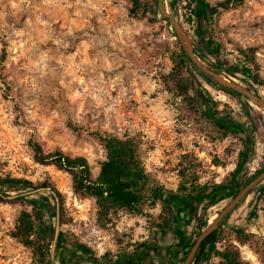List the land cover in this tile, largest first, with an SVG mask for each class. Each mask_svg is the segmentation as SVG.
<instances>
[{"label":"rangeland","instance_id":"374dc122","mask_svg":"<svg viewBox=\"0 0 264 264\" xmlns=\"http://www.w3.org/2000/svg\"><path fill=\"white\" fill-rule=\"evenodd\" d=\"M162 1L206 65L264 98L263 86L241 71L228 72L244 65L236 46L253 48L256 72L264 79V0H245L227 10L214 7L220 0H205L213 5L208 23L198 0ZM129 5L128 0H0V174L35 184L48 181L62 195L56 215L42 208L34 216L38 224L54 229L46 239L53 264H62L61 256L70 260L67 264H104L79 259L76 252H57L60 232L69 243L82 242L95 256L106 254L105 259L120 264L121 254H134L126 264H165L171 244L172 258L181 264L183 250L195 238L197 219L210 223L264 168V108L195 73L189 88L194 101L184 99L170 76V52L175 43L180 45L172 27L159 14L154 19L129 16ZM92 132L134 136L147 172L172 190L181 181L178 171L185 159H191L200 182L220 181L246 150L240 186L205 204L177 199L176 239L156 231L146 216L126 211L102 227L94 198L75 193L68 172L35 162L31 148L36 142L44 152L59 149L84 156L95 176L104 152ZM262 182L224 223L228 230L243 227L252 233L248 243L233 240L249 264H264ZM35 191L30 197L47 196ZM11 199H0V264H34L32 250L11 235L21 209L30 206ZM144 243L156 248L137 255Z\"/></svg>","mask_w":264,"mask_h":264},{"label":"trees","instance_id":"16d2710c","mask_svg":"<svg viewBox=\"0 0 264 264\" xmlns=\"http://www.w3.org/2000/svg\"><path fill=\"white\" fill-rule=\"evenodd\" d=\"M198 1L203 10V18L208 23L210 21L209 8L213 5H210L205 0ZM244 1L220 0L216 2L214 7L227 10L242 5ZM128 2L130 3L128 14L131 17L154 19L158 15L157 0H128ZM170 4H173V0H170ZM162 19L165 20V18ZM214 43L220 46L218 42ZM176 44V50L170 52V59L173 63L170 76L175 82L179 94L188 102L194 101V98L189 95L191 77L194 76V73L211 85L215 82L211 78L206 77L190 60L182 47ZM193 46L195 54L203 60L202 53H200L194 44ZM234 49L244 65L242 68H229L228 72L241 71L256 84L264 87V79L260 78L258 72H256L258 63L255 59L253 48L236 46ZM217 72L221 73L218 70ZM219 89L225 92L237 93L220 85ZM197 95L204 102L199 92H197ZM92 134L102 145L104 152V159L99 162L98 173L95 176L92 175L89 163L84 156H70L59 149L44 152L42 147L36 142L31 143V148L35 162L39 164H52L57 169L68 172L71 177L73 191L80 195L94 198L97 207V220L102 227L110 223L112 216L118 211H126L130 214L146 216L156 231H165L176 239L177 199L180 202L189 201L197 205L205 204L219 195L236 191L240 186L246 150L239 152L234 168L227 172L220 181H215L212 177L209 180L200 182L201 175L198 173L196 167H193L194 164H190L191 159H185V163L187 164L178 171L181 181L177 188L172 190L166 189L163 185L159 184L147 172L142 161L140 142L134 136L128 134L119 136L100 132H92ZM263 170L264 168L255 171L252 178ZM262 183L264 187V182ZM36 189L46 191L47 196L30 197L36 192ZM6 197H12L11 200L13 201H25L30 206V210L27 208L21 209L14 229L11 232L12 237L32 250L33 256L36 258L34 264H53L48 254L49 245L46 239L54 236V229H50V227L44 224H38L34 220V216L42 208H47L52 211L53 216L56 215L58 204L59 208L62 209L63 199L60 192L48 181L35 184L32 180L22 176L0 174V199L2 200ZM50 198L53 200V204H51ZM245 198L240 201H243ZM157 207L158 213H155L154 210ZM228 215L229 213L218 224L215 230L200 243L191 264H249L242 259L239 248L234 244L233 240L241 244L248 243L251 240L252 233L243 227H232L229 230L224 228ZM207 225V220L199 217L194 230L195 237ZM229 233H232L234 238L231 239L228 236ZM217 243H220V247L217 246ZM191 244L183 250L182 258L186 256ZM171 247V244L168 245V257L165 264H177L172 258L173 251ZM155 248L156 246L154 247L153 243H144L139 246L136 254L138 255L142 249L151 250ZM55 249L57 252L63 253V255L70 252L79 253V259L88 258L94 263H99L103 260L104 264H120L118 261L111 262L112 260L105 259L106 254L99 257L95 256L92 248L82 242L75 240L69 243L62 232L58 235ZM133 255L121 254L119 261L121 264H126L128 260L133 259ZM63 258L61 256L59 260L62 264H67V261H70Z\"/></svg>","mask_w":264,"mask_h":264},{"label":"water","instance_id":"95a60500","mask_svg":"<svg viewBox=\"0 0 264 264\" xmlns=\"http://www.w3.org/2000/svg\"><path fill=\"white\" fill-rule=\"evenodd\" d=\"M157 11L158 14L165 18L166 22L172 27L178 43L185 51L187 56L206 77L211 78L215 83L224 88H229L239 94H242L243 96L247 97L249 100L257 104L259 107L264 108V98H262L259 94L234 80L223 77L216 70L206 65L195 54L194 46L187 30L171 13L166 10L162 0H157ZM262 181H264V170L261 171L257 176L252 178L248 183H246L236 193V195L218 212L217 216L210 223H208L205 228L201 230V232L194 238V241L191 244L181 264H191L200 243L215 230L218 224L228 213H230L235 208L240 200L246 197Z\"/></svg>","mask_w":264,"mask_h":264}]
</instances>
